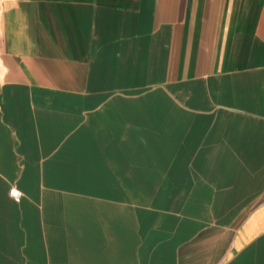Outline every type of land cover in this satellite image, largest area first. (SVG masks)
I'll use <instances>...</instances> for the list:
<instances>
[{
	"label": "crops",
	"instance_id": "0c3cea01",
	"mask_svg": "<svg viewBox=\"0 0 264 264\" xmlns=\"http://www.w3.org/2000/svg\"><path fill=\"white\" fill-rule=\"evenodd\" d=\"M0 264H264V0H0Z\"/></svg>",
	"mask_w": 264,
	"mask_h": 264
},
{
	"label": "built area",
	"instance_id": "2783aa9c",
	"mask_svg": "<svg viewBox=\"0 0 264 264\" xmlns=\"http://www.w3.org/2000/svg\"><path fill=\"white\" fill-rule=\"evenodd\" d=\"M9 194L14 198V200H19L21 191L17 187L13 186L9 189Z\"/></svg>",
	"mask_w": 264,
	"mask_h": 264
}]
</instances>
